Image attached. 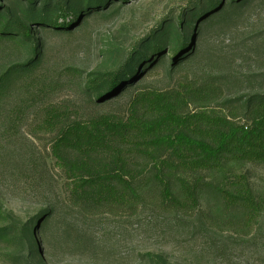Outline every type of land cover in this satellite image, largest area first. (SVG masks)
Segmentation results:
<instances>
[{
    "label": "rangeland",
    "instance_id": "1",
    "mask_svg": "<svg viewBox=\"0 0 264 264\" xmlns=\"http://www.w3.org/2000/svg\"><path fill=\"white\" fill-rule=\"evenodd\" d=\"M209 1L112 0L106 9L82 13L71 31L33 26L41 45L34 77L48 91L45 105L127 116L134 92L90 106L86 80L93 72L121 66L134 49L147 51L169 27L172 31L162 39L165 62L144 78L141 90L176 93L211 76L264 71V0H248L196 46L195 55L171 69L169 46L184 37L190 43L196 16ZM1 6L16 10L9 0H0ZM180 21L182 34L175 29ZM15 60L0 48V69ZM221 90L215 101L205 102L207 108L254 91L240 82L223 84ZM91 97L95 100L94 93ZM195 104L190 111L201 110ZM35 120L31 116L7 138L0 132V264H264V164L233 163L229 169L248 178L253 200L248 208L245 203H227L220 192L204 185L195 208L172 209L152 192L132 207L90 209L74 199L52 155L54 134L34 129ZM33 145L39 152L38 167L31 164ZM44 211L51 219L46 235V215L37 218Z\"/></svg>",
    "mask_w": 264,
    "mask_h": 264
},
{
    "label": "trees",
    "instance_id": "2",
    "mask_svg": "<svg viewBox=\"0 0 264 264\" xmlns=\"http://www.w3.org/2000/svg\"><path fill=\"white\" fill-rule=\"evenodd\" d=\"M9 1L16 10L0 7V48L3 55H13L16 60L0 69V132L7 138L33 116L34 129L53 133L52 155L77 202L90 209L132 207L155 192L164 206L195 208L205 185L220 192L227 203L250 207L248 178L229 169L233 163L264 164V71L243 77L211 76L176 93L141 90L138 86L144 78L165 62L162 39L172 31L169 27L149 43L147 51L134 49L121 66L93 72L86 80L90 106L99 107L110 98L134 92L127 116L97 111L84 114L80 106L57 109L45 105L48 91L34 77L41 45L32 27L71 31L82 13L106 9L112 0ZM247 1L230 0L228 6L209 1L196 16L190 43L184 37L177 46H169L173 49L171 69L195 55L198 45L218 24L232 18ZM179 23L175 29L182 34L184 23ZM238 82L254 91L207 108L205 102L215 101L223 84L235 86ZM191 103L201 110L190 111ZM33 148L31 164L38 167L39 152ZM207 177L210 180L204 182ZM43 213L46 235L51 219L49 211L37 218Z\"/></svg>",
    "mask_w": 264,
    "mask_h": 264
}]
</instances>
